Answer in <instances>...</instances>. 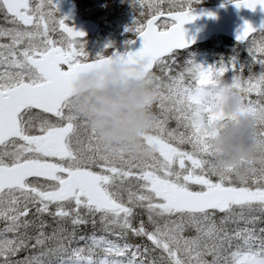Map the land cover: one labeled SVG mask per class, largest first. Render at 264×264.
Instances as JSON below:
<instances>
[{
	"label": "snow or ice",
	"instance_id": "snow-or-ice-1",
	"mask_svg": "<svg viewBox=\"0 0 264 264\" xmlns=\"http://www.w3.org/2000/svg\"><path fill=\"white\" fill-rule=\"evenodd\" d=\"M200 2L133 0L129 31L142 46L89 62L86 33L57 0H0V264H264V153L222 163L209 131L226 118L217 110L226 72L234 89L261 97L244 95L242 110L264 117V24L245 21L237 34L247 60L178 66ZM115 59H147L154 73L142 152L111 147L73 102L81 74ZM257 136L264 142V129Z\"/></svg>",
	"mask_w": 264,
	"mask_h": 264
},
{
	"label": "clouds",
	"instance_id": "clouds-1",
	"mask_svg": "<svg viewBox=\"0 0 264 264\" xmlns=\"http://www.w3.org/2000/svg\"><path fill=\"white\" fill-rule=\"evenodd\" d=\"M148 63L147 59L132 63L115 59L76 81L73 102L111 147L130 145L137 152L145 148L143 133L150 126V104L156 99L149 85L154 73L146 71ZM219 94L223 100L217 110L226 118L209 126L215 133L212 143L217 160L239 164L264 153V142L257 136L264 129V117L242 110L244 95L231 82L222 81ZM240 175H249L246 167L241 166Z\"/></svg>",
	"mask_w": 264,
	"mask_h": 264
},
{
	"label": "rangeland",
	"instance_id": "rangeland-1",
	"mask_svg": "<svg viewBox=\"0 0 264 264\" xmlns=\"http://www.w3.org/2000/svg\"><path fill=\"white\" fill-rule=\"evenodd\" d=\"M98 3L105 2L106 4H110L112 10L108 13V19L106 21L107 25L105 30H102L96 38L91 41L84 43L86 52L91 56L94 55L99 56L105 54L107 51H110L113 48H118L119 50L128 49L129 41H131L134 37L131 35H138L129 31V29L133 26L134 21L137 16V9L133 7V0H94ZM215 1H226V0H201L200 3L204 2H215ZM95 3L92 6H96ZM148 10L145 9V15H147ZM131 34V35H130ZM55 36V34H54ZM258 36V35H255ZM55 38H58V36ZM111 45V47H109ZM90 58V57H89ZM206 56L199 51H196L193 56L184 55L183 57H177L178 66L184 65L187 59H194L197 63H200L204 66H211L212 64L219 65L225 60L219 59L217 62L211 61V64H208L206 60ZM259 72V70H258ZM257 72V73H258ZM157 74V73H156ZM159 75V74H157ZM249 75V73L247 74ZM247 75H243L246 79ZM232 72H226L222 77V80L231 82ZM193 82L186 78L185 84H192ZM247 96V99L258 100L260 99L258 96L255 98L249 97V94L242 93ZM153 111L159 114L158 105L153 106ZM168 127L170 129H175L177 127L176 121L174 119H170L168 123ZM180 131H184V129H180ZM184 149L191 150V145H184ZM11 237V236H8Z\"/></svg>",
	"mask_w": 264,
	"mask_h": 264
},
{
	"label": "water",
	"instance_id": "water-1",
	"mask_svg": "<svg viewBox=\"0 0 264 264\" xmlns=\"http://www.w3.org/2000/svg\"><path fill=\"white\" fill-rule=\"evenodd\" d=\"M60 12L68 16V10L75 11V4L69 0H57ZM195 14L199 16L197 20L184 25L187 32L189 47L208 41L213 35L222 34L237 40L238 32L243 28L245 21L259 27L264 24V9L257 7L255 11L247 8H237L234 3L200 7L195 9ZM211 14V15H210ZM74 20V18H72ZM82 30L85 25H81ZM76 30L78 27H74ZM87 29V27H85ZM81 31V30H77ZM251 35V34H250ZM129 44L130 50H136L142 46V38L139 36ZM188 47V48H189ZM184 50V49H180Z\"/></svg>",
	"mask_w": 264,
	"mask_h": 264
},
{
	"label": "flooded vegetation",
	"instance_id": "flooded-vegetation-1",
	"mask_svg": "<svg viewBox=\"0 0 264 264\" xmlns=\"http://www.w3.org/2000/svg\"><path fill=\"white\" fill-rule=\"evenodd\" d=\"M78 4V15L82 22L96 19L97 12L94 2L89 0H76ZM57 37V36H56Z\"/></svg>",
	"mask_w": 264,
	"mask_h": 264
},
{
	"label": "trees",
	"instance_id": "trees-1",
	"mask_svg": "<svg viewBox=\"0 0 264 264\" xmlns=\"http://www.w3.org/2000/svg\"><path fill=\"white\" fill-rule=\"evenodd\" d=\"M226 42H228V43H232V41L231 40H229V39H226ZM223 50V48L222 47H218V48H216V54H219L221 51ZM237 52H239V57H240V59L241 60H247L248 59V55H246V53H244V51H237ZM237 52L235 53V55L237 54ZM226 53H228V52H226ZM256 68H257V65H253V67H252V71L255 73L256 72ZM249 72H248V70H247V68L245 69V71H244V75H247ZM251 97L253 96V95H250ZM256 96H258V95H256ZM91 231V229H89V232Z\"/></svg>",
	"mask_w": 264,
	"mask_h": 264
}]
</instances>
